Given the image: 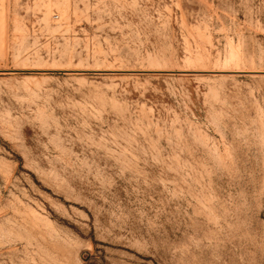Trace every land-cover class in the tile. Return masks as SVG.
Instances as JSON below:
<instances>
[{"label": "rangeland", "instance_id": "1", "mask_svg": "<svg viewBox=\"0 0 264 264\" xmlns=\"http://www.w3.org/2000/svg\"><path fill=\"white\" fill-rule=\"evenodd\" d=\"M0 264H264V0H0Z\"/></svg>", "mask_w": 264, "mask_h": 264}]
</instances>
